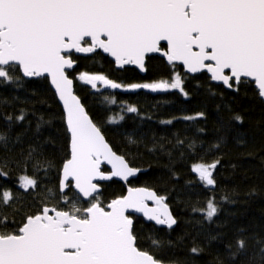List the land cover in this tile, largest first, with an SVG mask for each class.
Instances as JSON below:
<instances>
[{
  "label": "snow or ice",
  "instance_id": "snow-or-ice-1",
  "mask_svg": "<svg viewBox=\"0 0 264 264\" xmlns=\"http://www.w3.org/2000/svg\"><path fill=\"white\" fill-rule=\"evenodd\" d=\"M97 57L140 73L157 60L163 72L124 82L77 71ZM78 84L94 94L145 90L185 101L203 90L219 97L218 114L228 113L216 128L226 131L210 135L200 125L208 118L201 108L159 121L187 122L183 133L149 137L142 124L151 115L109 94L105 115L94 119ZM0 86L26 93L34 86L23 98L0 99V264H199L206 254L205 264H264V224L249 231L227 218L218 222L240 193L233 187L216 196L231 154L229 132L239 159L260 160L261 183L244 197L264 192V0H0ZM245 100L260 109L258 137L241 131ZM129 114L133 126L126 128ZM145 155L167 158L155 181L151 164L136 163ZM228 166L231 179L239 165L229 159ZM184 176L183 189L211 195L190 205L192 215L173 239L181 221L169 201ZM117 183L120 190L106 195Z\"/></svg>",
  "mask_w": 264,
  "mask_h": 264
},
{
  "label": "trees",
  "instance_id": "trees-1",
  "mask_svg": "<svg viewBox=\"0 0 264 264\" xmlns=\"http://www.w3.org/2000/svg\"><path fill=\"white\" fill-rule=\"evenodd\" d=\"M159 61L153 60L149 62V71L145 73L142 77L136 70H131L132 68L126 67L125 70H115L114 66L110 67L108 59H101L100 57L96 58V61L92 60H82L77 71H102L109 75L110 78H120L124 82H144L153 78H158L159 74L163 72V69L158 66ZM31 87H28V92L24 90H16L13 87L0 86V99L5 97H11L13 95H19L22 98L26 94H30ZM77 94L80 95L84 103L87 105L90 114L94 119L100 120L105 115L106 105L103 103V95H115L117 101L124 100L128 103L135 104L141 111L142 115H151L152 120L145 121L142 124L143 130L150 137L153 133L157 137L167 136L173 132L183 133L186 123L183 121L174 122L173 125H162L159 123L162 119H169L173 116H181L184 114H191L195 110L203 108L207 114L208 118L206 121H201L200 125L206 127L210 135H221L225 133V129L221 128L219 132H216L217 122L219 116L222 115L226 119L228 113L221 112L217 113L216 105L220 103L219 97H209L207 94L201 90L200 94L194 96L191 100L185 101L178 94L171 93H150L145 90H139L138 93H123L120 90H110L104 89L103 95L94 94L89 86L78 84ZM230 96L225 97V102H228ZM41 110H44L46 106H40ZM55 106H53L54 108ZM236 107V105H233ZM247 107L249 109L246 113L245 123L241 127V131H246L250 135L258 137V132L255 128V122L260 119V109L258 106H253L251 102L245 100L241 103V108ZM114 111H118V107L114 106ZM55 123H58L56 121ZM139 123V121H137ZM133 126L131 114H129V119L125 122L126 128H131ZM56 129L46 128L44 130V135L47 136L50 132L55 133ZM234 133L229 132V149L230 157H226L224 166L220 169L218 179L224 177L221 184L216 189V196L219 198L225 192H230L233 187H236L240 193V197L236 203L225 204L217 218V221H223L226 218L230 221V226H246L249 228V231L259 230L260 226L264 224V192H261L255 198L251 200H246L243 193L248 189L249 186L256 184L260 185L261 177L259 173L260 160L258 158H245L243 160L239 159L240 151L233 147L231 141V136ZM113 142L119 140L118 136H113L109 134L108 137ZM231 159L233 162L237 163L239 167L236 170L235 176L231 179L228 177L232 176V170L228 166V161ZM138 166L148 167L151 164V169L148 173V178H151L153 181L157 177L163 174V165L167 163V158L165 156L156 157L152 156H143L140 160L136 161ZM179 171L183 173V168H179ZM247 177V179H245ZM146 177H141L139 181H134L133 183L139 185L143 183ZM187 176L181 179L180 184L176 185L177 192L179 196L173 195L169 203L172 205V211L177 215V218L181 221V226L176 228V231L172 233V238L175 239L177 234L181 231L183 222L192 215L190 205L195 203L197 200H204L206 196L211 195V193L205 192L202 188L196 187L191 189H183L181 186L184 184ZM158 188L159 191L163 194L166 191V186L163 183H158L154 185ZM167 187H171L170 185ZM120 184H111L105 189V194L119 191ZM177 199L181 203H177ZM150 227V224L145 225V231L147 234V229ZM176 255L183 256V252H177ZM164 259L172 258L170 254L164 255ZM211 259V256L205 255L200 258L199 264H205V261Z\"/></svg>",
  "mask_w": 264,
  "mask_h": 264
},
{
  "label": "water",
  "instance_id": "water-1",
  "mask_svg": "<svg viewBox=\"0 0 264 264\" xmlns=\"http://www.w3.org/2000/svg\"><path fill=\"white\" fill-rule=\"evenodd\" d=\"M126 67L133 68V66H126ZM119 71H121V70H119ZM136 72L142 77L145 75V73H140L138 69L136 70Z\"/></svg>",
  "mask_w": 264,
  "mask_h": 264
},
{
  "label": "flooded vegetation",
  "instance_id": "flooded-vegetation-1",
  "mask_svg": "<svg viewBox=\"0 0 264 264\" xmlns=\"http://www.w3.org/2000/svg\"><path fill=\"white\" fill-rule=\"evenodd\" d=\"M129 68V67H128Z\"/></svg>",
  "mask_w": 264,
  "mask_h": 264
}]
</instances>
